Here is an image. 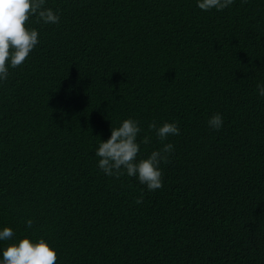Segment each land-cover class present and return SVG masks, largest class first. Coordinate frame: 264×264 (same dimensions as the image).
<instances>
[{
    "label": "trees",
    "instance_id": "16d2710c",
    "mask_svg": "<svg viewBox=\"0 0 264 264\" xmlns=\"http://www.w3.org/2000/svg\"><path fill=\"white\" fill-rule=\"evenodd\" d=\"M197 4L45 0L59 22L29 17L38 43L0 80V260L27 237L56 264H264V0ZM129 118L137 162L174 146L155 191L98 167Z\"/></svg>",
    "mask_w": 264,
    "mask_h": 264
},
{
    "label": "clouds",
    "instance_id": "9594fccd",
    "mask_svg": "<svg viewBox=\"0 0 264 264\" xmlns=\"http://www.w3.org/2000/svg\"><path fill=\"white\" fill-rule=\"evenodd\" d=\"M233 3V0H198L197 6L204 11L210 9L223 10ZM45 0H0V80L8 77L9 63L12 68L20 66L28 58L38 43V31L27 27L31 15H37L46 24H57L59 16L51 8H45ZM39 20L37 22H39ZM259 95L264 96V85H257ZM223 124V117L217 113L208 120L209 127L219 130ZM150 130H155L158 139L163 142L167 137L179 135V128L175 123L165 122L157 127L155 122L149 124ZM141 131L137 121L125 119L120 126L111 127V135L103 140L96 151L100 157L98 167L109 176L119 178L126 172L130 177H137L141 184L149 191L161 188V162H169V154L174 146L164 143L159 150L137 162L139 144L137 135ZM143 143H150L145 136ZM137 203L142 202V196ZM33 221L29 219L30 228ZM13 237L10 227L0 231V241H7ZM57 253L45 239L33 242L30 238H22L18 243H11L3 250L0 264H56Z\"/></svg>",
    "mask_w": 264,
    "mask_h": 264
}]
</instances>
